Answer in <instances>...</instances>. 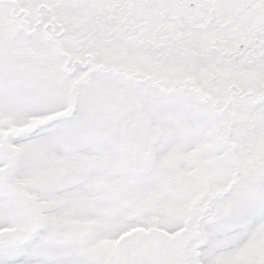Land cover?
I'll return each instance as SVG.
<instances>
[{
  "label": "snow or ice",
  "instance_id": "6c2138e0",
  "mask_svg": "<svg viewBox=\"0 0 264 264\" xmlns=\"http://www.w3.org/2000/svg\"><path fill=\"white\" fill-rule=\"evenodd\" d=\"M0 264H264V0H0Z\"/></svg>",
  "mask_w": 264,
  "mask_h": 264
}]
</instances>
